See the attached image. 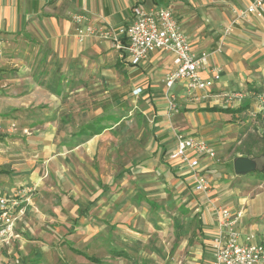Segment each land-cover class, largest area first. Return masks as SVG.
<instances>
[{
    "label": "crops",
    "instance_id": "0c3cea01",
    "mask_svg": "<svg viewBox=\"0 0 264 264\" xmlns=\"http://www.w3.org/2000/svg\"><path fill=\"white\" fill-rule=\"evenodd\" d=\"M250 2L0 0V46L3 51L0 57V115L11 113L13 122L8 131L18 130L12 111L36 107L44 100L38 92L43 93L46 101L53 102L60 92L76 83L80 90L81 86L85 87V75L89 71L90 76L96 77L98 74L112 75L113 69L122 67L123 70L142 72L141 92L136 95L142 94V98L150 101L151 97H157L154 104L158 117L154 123L164 125L154 135L158 144L154 153L149 154L151 161L142 162V214L119 213L118 208L114 213L108 207L92 213L93 205H101L105 188L94 193L85 205L71 209L66 205V198L46 190L49 180L44 174L40 175L44 166L53 164L52 158L56 155L53 146L39 151L34 145V137L28 136L31 140L28 139V144L23 147H9L4 141L7 136L0 135V191L11 195L12 190L18 188L28 198L11 240L0 247V264H55L52 258L59 251V245H69L76 237V243L86 250H74L91 264L102 263L94 252L101 245L108 246L112 260L119 259L126 264H151L153 260L157 264H212L218 209L228 207L227 203L232 212L239 215L236 230L241 240L251 233L264 235V191L251 192L249 189L253 187L246 191L249 184L253 186V174L237 175L232 165L235 157H253V152L251 155H247V151L234 154L231 166L235 177H240L242 182L232 191L223 192L219 199L212 196L211 174L221 162L220 152H217L219 160L204 155L199 157L202 173L208 180L207 192L195 189L192 170L187 163L170 158L177 146L178 134L203 139L211 146L220 143L226 134L223 120L231 116L242 118L253 108L254 94L264 92V16L242 18L237 15ZM157 6L174 10L193 50L209 54L210 69L222 68L221 78L211 87L190 90L187 81L181 80L167 88L165 80L173 68V57L163 50H153L137 65L119 57L116 41L107 35L108 32H115L123 39L119 29L131 23L134 8ZM76 13L86 15L87 22L95 28L84 42H79L75 35L72 17ZM209 68L202 72L203 77L211 76ZM153 72L157 77L165 74V86L160 91H154ZM232 93H241L243 97L233 99ZM170 102L175 104V109ZM178 106L183 110L182 125L178 121L176 127L169 128L167 116L170 112H178ZM242 106L246 109L241 110ZM24 128L28 130L27 135L32 134L28 126L21 131ZM213 147L216 150V146ZM18 149L17 157L15 151ZM42 151L43 163H39L38 153ZM48 154L50 156L44 158ZM152 171L154 175L148 174ZM23 182L34 185L35 189L22 188ZM33 189L35 197L31 198ZM108 204L109 207L114 204V198ZM167 209L170 211L166 212ZM141 233L142 238L134 239V235ZM166 235L171 237V242ZM163 243L171 245L168 251ZM147 248L154 251L153 255L143 253ZM90 249L94 251L90 252ZM58 255L61 257L60 252Z\"/></svg>",
    "mask_w": 264,
    "mask_h": 264
},
{
    "label": "rangeland",
    "instance_id": "374dc122",
    "mask_svg": "<svg viewBox=\"0 0 264 264\" xmlns=\"http://www.w3.org/2000/svg\"><path fill=\"white\" fill-rule=\"evenodd\" d=\"M122 70L123 67L113 69L112 75L101 76L97 73L96 77L90 76L89 71L85 75L87 76L85 87L81 86L80 90L76 83L70 89L60 92L53 102L46 101L43 93L38 92L39 96L44 98L38 106L12 111L17 131L7 130L13 122L10 119L11 113L0 115V119L3 117L4 120L0 135L7 136L4 138L6 146L21 148L28 144V139L31 140L28 136L34 137L32 138L34 145L39 151L48 145L53 146L54 152L56 151L52 158L53 164L44 166V170H40V175L44 174L49 180L46 190H50L49 193L52 195L66 198L68 202L66 205H70L71 209L85 205L94 193L105 188L101 205H93L90 210L92 213L98 212L101 207L102 209L108 207L114 213L118 208L119 213L142 214V162L146 159H149L147 162L151 161L149 154L154 153L158 144V138L154 135L164 125L154 123L158 117L154 104L157 97L155 99L151 97L150 101L148 98H142V94L134 93L139 87L142 88V72ZM151 76L155 80L154 91H160L165 86L163 81L165 74H158L157 77L156 72H153ZM258 93L253 96L256 100L253 108L246 111L242 118L230 115L231 117L223 120L226 134L220 143H213L217 152L221 154V162L216 172L211 174L214 184L212 196L218 199L223 192L232 191L236 184L242 182L238 179L240 177H235L231 166L234 154L248 150L253 152L254 156L264 153V104L258 103ZM181 100L184 99L181 97ZM182 113L183 110L178 106V112L168 114L166 123L169 128L176 127L178 121L182 125ZM24 126L32 130L31 135H27L28 130H25L27 128L22 130L24 133L21 131ZM1 152L6 154L4 153L6 151ZM15 152L17 156L20 150ZM43 153L44 151L38 153L39 163L43 160ZM46 156L44 158H48L50 154ZM164 159L168 160V157L165 156ZM148 174L155 173L152 171ZM248 174H253L251 175L253 186L249 184L246 191L252 187L249 189L251 192L264 191V171L257 170ZM22 184L21 186H24L22 188L26 190L34 188V185L29 186L24 182ZM34 189L31 198L35 197ZM17 191L20 190L15 188L11 194ZM21 192L26 200L22 204L24 211V203L28 198L23 191ZM111 198H114V204L109 207ZM126 205L128 207L124 208ZM227 205L229 207L230 203ZM168 211L170 210L167 209L166 212ZM134 236V239L142 238V233ZM166 237L171 242V237L169 235ZM77 238L69 245L58 244L59 251H56L55 258H52L55 264H91L74 250V248L86 250L83 245L76 243ZM163 244L168 251L171 245ZM108 250V246L101 245L96 251L94 249L89 251H94L102 259L101 264H126V261L119 259L116 261L114 258L112 260ZM153 252L148 248L143 250L147 256L153 255ZM150 263L157 264L154 260Z\"/></svg>",
    "mask_w": 264,
    "mask_h": 264
},
{
    "label": "built area",
    "instance_id": "2783aa9c",
    "mask_svg": "<svg viewBox=\"0 0 264 264\" xmlns=\"http://www.w3.org/2000/svg\"><path fill=\"white\" fill-rule=\"evenodd\" d=\"M238 17L249 15L264 16V0H251L250 4L237 12ZM75 24V35L79 42L90 37L95 28L87 22V16L76 13L72 17ZM120 39L115 32L108 36L115 39L119 57L126 63L137 65L145 61L153 50H163L173 57V68L166 77L167 88H172L177 81L185 80L190 90H206L221 78L222 68H209V54L193 50L188 35L184 32L174 10L171 7H136L130 24L119 29ZM2 48L0 46V57ZM210 69L211 76L203 77L204 70ZM141 92L138 88L135 94ZM231 98H241L243 94L232 93ZM258 103L264 104V92L258 93ZM172 109L175 104L170 102ZM177 146L170 153V158L187 163L198 191L207 192L208 180L202 173L199 157L204 155L213 160L217 151L213 146L200 138L183 134L176 136ZM26 201L21 191L6 195L0 191V247L9 243L14 226L23 212L22 204ZM218 232L212 240V264H264V235L251 233L241 240L236 230L239 215L229 207L218 209Z\"/></svg>",
    "mask_w": 264,
    "mask_h": 264
},
{
    "label": "water",
    "instance_id": "95a60500",
    "mask_svg": "<svg viewBox=\"0 0 264 264\" xmlns=\"http://www.w3.org/2000/svg\"><path fill=\"white\" fill-rule=\"evenodd\" d=\"M234 171L237 175H246L253 171H264V153L260 156H237L233 160Z\"/></svg>",
    "mask_w": 264,
    "mask_h": 264
},
{
    "label": "trees",
    "instance_id": "16d2710c",
    "mask_svg": "<svg viewBox=\"0 0 264 264\" xmlns=\"http://www.w3.org/2000/svg\"><path fill=\"white\" fill-rule=\"evenodd\" d=\"M246 109V106H242L241 107V110H245ZM228 110V109H227ZM247 155H251V151L250 150H248L247 151ZM233 165V164H232Z\"/></svg>",
    "mask_w": 264,
    "mask_h": 264
}]
</instances>
